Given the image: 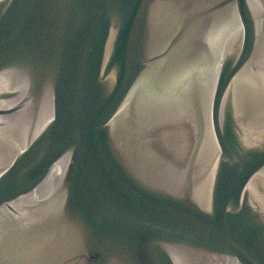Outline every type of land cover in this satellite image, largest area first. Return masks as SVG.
Segmentation results:
<instances>
[{
  "label": "water",
  "instance_id": "water-1",
  "mask_svg": "<svg viewBox=\"0 0 264 264\" xmlns=\"http://www.w3.org/2000/svg\"><path fill=\"white\" fill-rule=\"evenodd\" d=\"M0 264H264V0H0Z\"/></svg>",
  "mask_w": 264,
  "mask_h": 264
}]
</instances>
